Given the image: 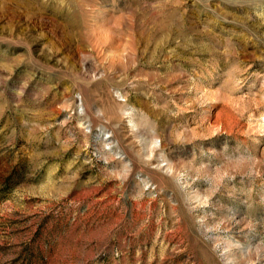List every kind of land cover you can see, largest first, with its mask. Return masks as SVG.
Masks as SVG:
<instances>
[{
  "label": "rangeland",
  "instance_id": "rangeland-1",
  "mask_svg": "<svg viewBox=\"0 0 264 264\" xmlns=\"http://www.w3.org/2000/svg\"><path fill=\"white\" fill-rule=\"evenodd\" d=\"M0 264H264V0H0Z\"/></svg>",
  "mask_w": 264,
  "mask_h": 264
}]
</instances>
